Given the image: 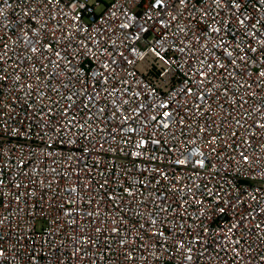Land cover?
I'll return each instance as SVG.
<instances>
[{"label": "built area", "instance_id": "2783aa9c", "mask_svg": "<svg viewBox=\"0 0 264 264\" xmlns=\"http://www.w3.org/2000/svg\"><path fill=\"white\" fill-rule=\"evenodd\" d=\"M226 2L0 0V264H264V4Z\"/></svg>", "mask_w": 264, "mask_h": 264}, {"label": "snow or ice", "instance_id": "6c2138e0", "mask_svg": "<svg viewBox=\"0 0 264 264\" xmlns=\"http://www.w3.org/2000/svg\"><path fill=\"white\" fill-rule=\"evenodd\" d=\"M149 2H150V7L151 8H158V9L163 10V8L165 7L164 0H149ZM242 2H243V0H227V2L225 3V7L229 8V10H231V9H239L241 7V3ZM180 3L181 4L186 3V0H180ZM214 3L219 5V4L222 3V0H214ZM260 3L264 4V0H260ZM233 14H235V13H233ZM240 23L243 25L245 23V20L241 19ZM251 27L254 28L255 26L251 25ZM140 30L141 31H146V29H144L143 27H140ZM217 31H219V30H217ZM253 35H256V33L254 32ZM252 51L255 52L257 50L255 48H253ZM227 55L231 56L232 54L231 53H227ZM209 67H210V65H209ZM261 75H264V73H261ZM162 106L166 107L167 105H162ZM164 115H165V117H167V116L170 115V113H165ZM125 119H127V117H125ZM152 119H155V117H152ZM164 126L168 127L167 124H165ZM143 143H144V141H141V144H143ZM245 159H247V158L245 157ZM184 162L185 161H178V163H184ZM0 223H2V221H0ZM114 231H115V229H114ZM3 255H4L3 251H0V256H3Z\"/></svg>", "mask_w": 264, "mask_h": 264}]
</instances>
